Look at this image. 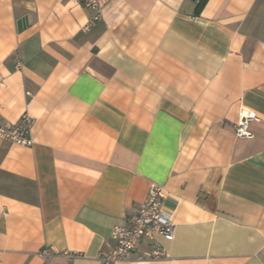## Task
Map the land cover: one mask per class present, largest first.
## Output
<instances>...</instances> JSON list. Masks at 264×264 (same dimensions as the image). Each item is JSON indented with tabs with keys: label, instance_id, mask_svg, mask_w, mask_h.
Returning a JSON list of instances; mask_svg holds the SVG:
<instances>
[{
	"label": "crops",
	"instance_id": "1",
	"mask_svg": "<svg viewBox=\"0 0 264 264\" xmlns=\"http://www.w3.org/2000/svg\"><path fill=\"white\" fill-rule=\"evenodd\" d=\"M196 8L0 0V121L35 119L0 138V264H102L153 183L168 257L116 264H264V0Z\"/></svg>",
	"mask_w": 264,
	"mask_h": 264
},
{
	"label": "built area",
	"instance_id": "2",
	"mask_svg": "<svg viewBox=\"0 0 264 264\" xmlns=\"http://www.w3.org/2000/svg\"><path fill=\"white\" fill-rule=\"evenodd\" d=\"M104 0H83V5L93 12L91 23H96L100 19ZM21 64V63H20ZM253 116L244 115L235 127L236 135L241 138H251L252 132L249 130ZM35 119L24 113L18 122L0 121V138L11 142L32 146L34 139L32 130ZM172 213L165 207V195L162 186L153 183L149 190L147 200L141 205L136 213L126 223L115 226L112 237L116 241L115 247L108 251H102L98 255V260L102 264H116L132 260L163 259L168 255L159 241V237L172 240L174 237L175 222ZM147 242L149 250L134 255L138 247ZM68 258L82 256L77 251L64 252ZM40 256L49 261L53 252L50 248H44Z\"/></svg>",
	"mask_w": 264,
	"mask_h": 264
},
{
	"label": "trees",
	"instance_id": "3",
	"mask_svg": "<svg viewBox=\"0 0 264 264\" xmlns=\"http://www.w3.org/2000/svg\"><path fill=\"white\" fill-rule=\"evenodd\" d=\"M208 0H197V8L196 11L199 13L202 8L204 7V5L206 4Z\"/></svg>",
	"mask_w": 264,
	"mask_h": 264
}]
</instances>
